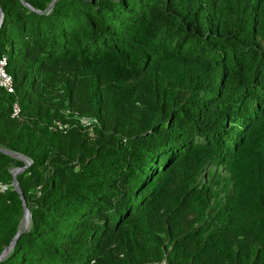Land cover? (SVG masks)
<instances>
[{
    "label": "trees",
    "instance_id": "16d2710c",
    "mask_svg": "<svg viewBox=\"0 0 264 264\" xmlns=\"http://www.w3.org/2000/svg\"><path fill=\"white\" fill-rule=\"evenodd\" d=\"M24 1L0 0V148L30 161L31 224L0 264L159 262L163 233L168 264H264V0ZM80 95L92 132L61 112ZM15 158L0 150V253L23 217Z\"/></svg>",
    "mask_w": 264,
    "mask_h": 264
},
{
    "label": "rangeland",
    "instance_id": "374dc122",
    "mask_svg": "<svg viewBox=\"0 0 264 264\" xmlns=\"http://www.w3.org/2000/svg\"><path fill=\"white\" fill-rule=\"evenodd\" d=\"M61 112L65 116L66 124H68L69 126L71 124H75V123L82 124V122L84 120H88L92 117H95L94 112L91 108L90 102L84 96H81V95L79 98L76 99V101H74L71 105H69L68 108H66L65 110H62ZM93 136H94V134H93ZM120 136L121 135L118 133L117 137L119 138ZM15 159H18V158H15ZM27 161H29L28 158H27ZM29 164H30V161H29L27 166H29ZM14 168H16V167H12V169H14ZM217 170L221 173V176L218 178L217 182L212 181L210 183L212 194H211V197H209V205L212 206L213 208L210 211L207 209L203 215L204 217H207V220H206L207 223H209L210 220L216 218V214H215L216 208L221 204V200L223 199L225 193L230 188V181L231 180H230V177H229L227 171L225 169H223L221 166L218 167ZM0 187L3 188L4 185L0 184ZM196 218L197 217L194 216L190 219L193 220ZM23 224H25V227L28 226V221L25 220V222ZM190 224H191V222H190ZM29 227H30V225H29ZM170 249H171V242L169 241V236L165 233L161 234L160 250L163 252V258L159 262H150L147 264H168L170 261V256H171L170 255ZM10 251L11 250H9L8 253Z\"/></svg>",
    "mask_w": 264,
    "mask_h": 264
},
{
    "label": "water",
    "instance_id": "95a60500",
    "mask_svg": "<svg viewBox=\"0 0 264 264\" xmlns=\"http://www.w3.org/2000/svg\"><path fill=\"white\" fill-rule=\"evenodd\" d=\"M21 1H22V3H23L25 6L29 7L30 9H33V8H32L28 3H26L24 0H21ZM54 2H55V0H52L51 3L48 5V7H47L44 11H42V12H49V11L52 9V7H53ZM2 22H3V11H2V9L0 8V26L2 25ZM0 150H1L2 152L6 153V154H9V155H11V156H13V157H16V158H18V159H21V160L25 163L24 166H22V167H16V168H14V169L11 170V173H12V186H13V188L19 193L20 199H21V201H22V207H23V218L20 220V222H19V224H18V227H17L16 234L14 235V237L12 238V240L10 241V244H9L7 247H5V248L3 249V251L0 253V260H1V259L5 258V257L7 256V254H8V251L11 250V249L13 248V245H14L16 239L19 237V235H20L22 232L28 230V227H29V225L31 224V214H30V211H29V209H28V207H27V205H26V201H25V199H24V196H23V194H22V191H21V189H20L19 183H18L17 178H16L17 174H18L20 171L24 170V169L27 167L29 161H27V158H26V157H24L23 155H21V154H19V153H17V152H13V151H11V150L4 149V148H0ZM25 218H26L27 221H28V226L22 228V227H21V224H22V222L24 221Z\"/></svg>",
    "mask_w": 264,
    "mask_h": 264
},
{
    "label": "built area",
    "instance_id": "2783aa9c",
    "mask_svg": "<svg viewBox=\"0 0 264 264\" xmlns=\"http://www.w3.org/2000/svg\"><path fill=\"white\" fill-rule=\"evenodd\" d=\"M7 59L5 56H2L0 58V88H2L7 93L13 94L15 92L14 88V82L11 74L6 69ZM20 110V105L17 101H15L12 105V117H17ZM83 126L87 128L88 132H92L93 127L98 124V121L96 118L92 117L88 120H84L82 122ZM58 125L59 129H63L64 125L55 122L54 127Z\"/></svg>",
    "mask_w": 264,
    "mask_h": 264
},
{
    "label": "bare ground",
    "instance_id": "6f19581e",
    "mask_svg": "<svg viewBox=\"0 0 264 264\" xmlns=\"http://www.w3.org/2000/svg\"><path fill=\"white\" fill-rule=\"evenodd\" d=\"M25 220H27L26 218L24 219V221L22 222L21 224V227L24 228L25 227V224H23L25 222Z\"/></svg>",
    "mask_w": 264,
    "mask_h": 264
}]
</instances>
